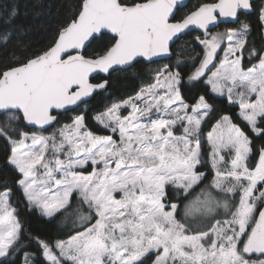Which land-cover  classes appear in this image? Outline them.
I'll return each instance as SVG.
<instances>
[{
	"label": "snow or ice",
	"instance_id": "1",
	"mask_svg": "<svg viewBox=\"0 0 264 264\" xmlns=\"http://www.w3.org/2000/svg\"><path fill=\"white\" fill-rule=\"evenodd\" d=\"M184 6L81 0L49 47L13 54L0 69V140L13 173L11 184L0 182V264L38 259L25 250L31 244L23 243L13 187L63 233L52 242L28 235L45 264H264V147L254 153L248 134L264 136V49L248 48L247 23L210 31L254 5L215 0L177 19ZM258 18L264 25V5ZM193 29L201 30L202 53L187 79L180 71L187 62L177 59L106 105L93 120L111 134L89 129L82 112L53 127L57 113L107 92L109 81L92 83L93 74L172 60L182 53L173 46ZM198 83L236 108L234 116L217 114L205 95L187 102L183 87Z\"/></svg>",
	"mask_w": 264,
	"mask_h": 264
},
{
	"label": "trees",
	"instance_id": "2",
	"mask_svg": "<svg viewBox=\"0 0 264 264\" xmlns=\"http://www.w3.org/2000/svg\"><path fill=\"white\" fill-rule=\"evenodd\" d=\"M215 0H189L186 6L180 8L176 13V18H181L182 15L188 13L203 2H213ZM258 2H253L254 11L240 15L238 22H244L250 25L251 32L248 37V48L255 47L257 51L264 49V25L259 20ZM81 3V0H0V36L6 32H11L12 36L7 44L0 43V69L5 68L10 62L14 54L21 59L42 50H45L51 45L56 37L58 30L65 26L72 16V11ZM15 8L17 15L10 16V10ZM237 22V23H238ZM236 23V24H237ZM236 24H220L213 30H223L226 27H232ZM201 36L198 31L188 32L183 36L176 45L173 46V51L182 49V53L177 56L173 55L172 60H164L167 63H175L177 59L186 61L187 63L180 69L185 80L188 73L192 70L191 60L197 57V53H202L201 46L195 40V37ZM95 50L94 46L89 49V52ZM245 65H248V52L244 53ZM163 61L155 63H139L133 68L126 71H114L108 76L109 86L107 92L99 91L93 97L81 104L75 111H68L59 114V124L53 127H59L64 123H70L73 115H78L81 112L85 116V123L89 129L99 135H108V131L98 126L93 120L95 113L102 111L106 105L113 100H122L137 92L139 88L146 83L151 82L152 69ZM198 63V59L196 60ZM253 63L255 60L252 61ZM99 76L92 79V81H99ZM184 97L187 102L194 103L195 98L200 95H205L209 102L213 104L217 114L233 115L237 111L236 108L230 106L223 98H217L208 95V89L203 83H198L193 87H183ZM218 118V117H217ZM235 118V117H234ZM4 117L0 116V123H3ZM239 122V121H237ZM25 131H32L31 128L24 129ZM248 131L247 128H245ZM49 133L52 128L47 130ZM249 136L253 139L254 153H258L261 147H264V136L256 137L250 131ZM9 149L7 145L0 140V182L8 180L11 184L13 173L6 164V157ZM198 191V189L196 190ZM196 191L192 193V197L196 195ZM192 197H189L191 199ZM12 201L14 207L18 209L19 218L23 224L25 239L23 243L31 244L26 251L37 254L38 259L34 264H45L42 258L39 257V248L35 243L28 241L27 237L31 234L34 237H39L42 240L52 242L57 239L64 238L63 233L58 230L56 221L48 222L41 217L34 210L29 211L24 201V197L18 188L13 187ZM75 207V201L73 202ZM71 211V210H70ZM70 223V220H69ZM16 264H20L19 256L16 258Z\"/></svg>",
	"mask_w": 264,
	"mask_h": 264
},
{
	"label": "water",
	"instance_id": "3",
	"mask_svg": "<svg viewBox=\"0 0 264 264\" xmlns=\"http://www.w3.org/2000/svg\"><path fill=\"white\" fill-rule=\"evenodd\" d=\"M188 1L189 0H183V2H184V4H185V6H186V4L188 3ZM254 1H256V0H252V2H254ZM213 2H215V1H213ZM203 3H212V2H203ZM201 4V3H200ZM199 4V5H200ZM198 5V6H199ZM197 6V7H198ZM183 8V7H182ZM196 8V7H195ZM195 8L193 9V10H191V11H194L195 10ZM191 11H189L188 13H190ZM254 11V7H253V9L251 10V11H249V12H246L245 14H247V13H250V12H253ZM238 21H233L231 18H227V22H225V18H221V21L220 22H218V25L216 26V27H211L210 28V31H213L215 28H217L220 24H236ZM191 31H198V32H200L201 33V30H198V29H193V30H190V31H187V33L188 32H191ZM185 36V35H184ZM183 37V36H182ZM164 60H167V59H158V60H156V62L157 61H164ZM147 64H150V63H147ZM97 76H99L101 79L99 80V81H91L92 83H100V82H102V81H104V80H107V78H108V74H104V73H96V74H93V78H95V77H97ZM92 78V79H93ZM97 92H99V91H97ZM96 92V93H97ZM96 93H94V94H96ZM93 94V95H94ZM93 97V96H92ZM91 97V98H92ZM90 98V99H91ZM90 99H88V100H90ZM87 100V101H88ZM62 113H65V112H60V113H57V115L59 116V114H62ZM31 128V127H30ZM32 130H37V129H35V128H31ZM50 129V128H49Z\"/></svg>",
	"mask_w": 264,
	"mask_h": 264
},
{
	"label": "rangeland",
	"instance_id": "4",
	"mask_svg": "<svg viewBox=\"0 0 264 264\" xmlns=\"http://www.w3.org/2000/svg\"><path fill=\"white\" fill-rule=\"evenodd\" d=\"M262 5H264V0H259V2H258V11L260 10V7L262 6ZM240 23H244V22H238L236 25H234V26H232V27H228V28H234V27H238V25L240 24ZM225 29H227V27L225 28ZM225 29H223V30H218V31H211V32H213V33H215V32H222V31H224ZM222 47H226V45H224V46H222ZM219 55L220 56H222L223 55V51L221 50L220 51V53H219ZM219 61L217 60V63H218ZM167 62H161V63H159L158 65H156V66H154V68L151 70L152 72V75L154 74V72H155V70L156 69H158V68H160V67H162L164 64H166ZM167 64H170V63H167ZM173 64V63H172ZM171 65V64H170ZM152 82V81H151ZM136 93V92H135ZM135 93H133L132 95H134ZM132 95H130V96H132ZM129 97V96H128ZM127 98V97H126ZM123 100V99H122ZM122 114H124V115H126L127 114V112L126 111H124V112H122ZM73 116H75V115H73ZM72 116V117H73ZM71 122V121H70ZM32 131H36V130H32ZM109 132V131H108ZM47 134V133H46ZM109 134H111L110 132L108 133V135Z\"/></svg>",
	"mask_w": 264,
	"mask_h": 264
},
{
	"label": "flooded vegetation",
	"instance_id": "5",
	"mask_svg": "<svg viewBox=\"0 0 264 264\" xmlns=\"http://www.w3.org/2000/svg\"><path fill=\"white\" fill-rule=\"evenodd\" d=\"M187 14V13H186ZM240 18V17H239Z\"/></svg>",
	"mask_w": 264,
	"mask_h": 264
}]
</instances>
